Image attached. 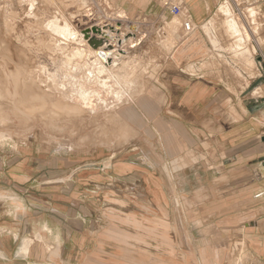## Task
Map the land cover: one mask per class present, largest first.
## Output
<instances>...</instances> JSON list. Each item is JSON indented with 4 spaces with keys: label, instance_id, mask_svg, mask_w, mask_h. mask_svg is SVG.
Returning <instances> with one entry per match:
<instances>
[{
    "label": "crops",
    "instance_id": "crops-1",
    "mask_svg": "<svg viewBox=\"0 0 264 264\" xmlns=\"http://www.w3.org/2000/svg\"><path fill=\"white\" fill-rule=\"evenodd\" d=\"M174 2L186 13L178 18L180 41L169 46V33L163 32L166 42L161 35L162 43L126 47L140 65L138 88L143 86V93L131 95L113 114L131 132L128 145L133 149L126 154L109 150L103 161L108 165L94 173V179L97 183L107 179V188L113 185L116 191L137 196V204L128 210L179 212L176 221L170 220V235L179 244L170 256L172 264H264V97H260L264 84L244 96L255 83L251 76L258 73L256 79L264 80L263 68L253 48L249 57V46L232 45L230 40L229 45L226 40L222 44L227 34L223 29L221 34V28L220 44L214 46L208 29L214 33L215 15L228 5L222 0H119L117 9L131 20L145 18L148 27L163 28L172 18L169 6ZM256 9L262 26L264 7ZM93 19L97 27L106 23H97V16ZM186 19L192 23L190 33L183 29ZM83 22L88 28V20ZM200 31L208 35L207 44L199 40ZM137 152L140 162L131 158ZM154 154H162L161 159L153 160ZM3 175L0 170V179ZM100 185L99 191L106 189ZM3 195L0 188V264H58L57 258L59 264H68V258L77 257L65 254L67 219H33L28 212H15L14 205L5 210L8 202ZM43 205L44 211H57L50 209V202ZM58 211L66 216L61 208ZM79 222L86 225L87 219ZM131 235H137L141 245L146 239L142 230ZM100 247L99 241L93 246L98 252ZM117 249L122 248L115 246V253ZM129 251L136 252L134 242Z\"/></svg>",
    "mask_w": 264,
    "mask_h": 264
},
{
    "label": "rangeland",
    "instance_id": "rangeland-1",
    "mask_svg": "<svg viewBox=\"0 0 264 264\" xmlns=\"http://www.w3.org/2000/svg\"><path fill=\"white\" fill-rule=\"evenodd\" d=\"M45 1L0 0V170L4 171L0 188L4 192L5 204L8 202L5 210L14 205L15 212H28L27 217L33 219H67L64 234L67 237L68 249L65 254L77 256L68 258V264H138L141 261L146 264H172L174 260L170 256L174 254L173 251H177L179 244L174 241L173 235H170V220L174 218L176 221L179 212L144 210L143 214H139L128 210L131 204H137V196L123 190L116 191L113 185L107 188L108 180H100L97 183L94 175L108 165L103 161L110 151H122L126 154L128 150L133 149L128 145L131 132L119 122V116L113 114L114 109L131 99V95L135 97L143 93V86L138 88L140 65L136 58L129 56L126 47L134 50L145 42H166L168 33L169 46H172L180 41L183 35L181 21L172 17L163 28L148 27L150 22L145 18L131 20L124 10L117 9L120 7L119 0H47L44 3ZM262 4L264 6V2ZM258 14L257 9L246 8L243 17L240 16L242 18L239 19L234 7L228 4L219 8L216 19L213 20V29L218 45L220 42L217 30L221 28V34L223 30L227 34V38L223 36L222 44L226 40L229 45L230 40L232 45L242 43L246 47L249 46L250 51L246 50L249 57L253 48L257 61L264 68V62L258 56L260 51H264V25L261 26L257 20ZM94 16L98 18L97 23L106 21L100 28L109 24H120L123 25V32L125 26L136 25L140 27L141 33H137L136 38H128L120 48H114L113 52L108 50V46L114 45L113 40L106 41L104 51L108 52L110 60L113 59L114 62L112 67H109L111 69H108L107 79L96 76V84H93L96 86L97 95L104 96V99L100 98L99 112L94 115L77 114L62 109L59 105L65 107L64 103L69 104L74 96L82 95L81 85L89 83V67L96 55L93 54L89 43L83 44L81 39L86 29L97 27L93 23ZM45 19L53 24L58 23L60 27H54L51 32L42 24L41 28H38V22ZM86 20L88 28L83 26V21ZM117 21L127 22L122 24L123 22ZM131 21L135 23L129 24ZM232 22H235L237 29L232 26ZM65 26L75 36L80 37L79 44L63 32ZM243 27L248 34L244 33ZM163 32L167 34H162ZM104 33H109L116 40L124 37V33L118 37L109 29L104 30ZM208 33L210 37L211 33ZM92 36L100 38L99 35ZM197 36L200 41L204 40L202 42L206 44L209 42L208 35L202 31L198 32ZM164 54L169 55L166 48ZM23 58L31 62H24L21 60ZM257 76L258 73L251 76V82L255 83L245 93V97L249 96L253 89L264 84L263 79H256ZM122 82L131 83V88L125 89ZM27 85H32L33 91L41 97L35 96L38 94L28 95L38 98L37 103L45 104L46 107H40L38 104L34 105L37 106L35 108L33 104L32 108L29 107L31 104H27L25 100L33 103L35 99L27 98ZM260 97H264V89L261 90ZM113 99V106H106V102L110 103ZM22 102L24 105H19ZM38 107L39 110L36 109ZM127 134L128 140L125 138ZM132 154L134 155L131 158L140 162L142 156L138 152ZM152 157L153 160H159L162 154H154ZM99 184H102V187L104 185L106 189L99 191ZM11 194L14 200L10 199ZM50 194L51 200L48 198ZM49 202L50 209L55 208L57 211H44L43 204ZM106 203L110 206H104ZM59 208L66 216L60 214ZM81 218L87 219L86 225H80ZM98 218L102 220L99 224ZM137 218H141L144 223L138 222ZM141 230L146 236L142 245L137 235H131L132 231ZM176 236L180 239L178 233ZM97 241L101 246L99 252L93 248ZM131 242H134L135 253L129 251ZM29 243L32 245L31 241ZM112 245L114 248L109 252L108 249L112 248ZM115 246L122 249H117L115 253ZM75 247H78L79 252L76 253ZM127 254L131 257H127ZM144 254L146 257H141ZM60 261L61 259H56L58 264Z\"/></svg>",
    "mask_w": 264,
    "mask_h": 264
},
{
    "label": "bare ground",
    "instance_id": "bare-ground-1",
    "mask_svg": "<svg viewBox=\"0 0 264 264\" xmlns=\"http://www.w3.org/2000/svg\"><path fill=\"white\" fill-rule=\"evenodd\" d=\"M28 1V0H27ZM42 1H44V0H42ZM47 1V0H46ZM46 1L44 2V3H46ZM62 0H60L59 2H61ZM76 1H78V0H76ZM91 1V0H90ZM14 2V1H13ZM17 2V1H16ZM53 2V1H52ZM85 2V1H84ZM86 2H88V0L86 1ZM6 3V2H5ZM8 3V2H7ZM24 3V2H23ZM31 3V2H30ZM29 3V4H30ZM13 4V3H12ZM15 4V3H14ZM32 4V3H31ZM31 4H30V6H31ZM65 4V3H64ZM7 5V4H6ZM53 5V4H52ZM56 5V4H55ZM57 5H59V3L57 4ZM71 5V4H70ZM84 5H86V4H84ZM83 5V6H84ZM5 5H3V7H4ZM13 6V5H12ZM33 6V5H32ZM31 6V7H32ZM51 6V5H50ZM1 7V6H0ZM6 8V7H5ZM9 9H11V7H8ZM20 8V7H19ZM25 8V7H24ZM58 8V7H57ZM78 8H80V7H78ZM3 8H1V10H2ZM58 9H60V8H58ZM34 10V9H33ZM38 10V9H37ZM36 10V11H37ZM46 10V9H45ZM35 11V12H36ZM50 11V10H49ZM63 11V10H62ZM25 12H27V11H25ZM34 12V13H35ZM57 12V11H56ZM58 12H60V11H58ZM15 13V12H14ZM33 13V12H32ZM33 13V14H34ZM16 14V13H15ZM123 14L124 13H122L121 15L123 16ZM50 15V14H49ZM25 16V15H24ZM58 16L59 15H57V18H58ZM44 18H45V16H44ZM39 19V18H38ZM41 21H42V23H41ZM40 22H38V23H40L39 25H37L38 26V28H41V24L42 25H45L46 26V28L51 32L52 30H53V28L55 27V28H58V27H60L59 26V24L58 23H54L53 24V22H47L46 21V19L45 20H41ZM234 23L235 22H232V26L235 28V29H237V27L236 26H234ZM8 24V23H7ZM12 24V23H11ZM14 25V24H13ZM1 26H3V24H1ZM10 27V26H9ZM22 27V26H21ZM1 28V27H0ZM19 28V27H18ZM88 29H90V28H88ZM92 29V28H91ZM90 29V30H91ZM40 30V29H39ZM43 30H45V29H43ZM64 30V31H63ZM62 31L63 32H65L68 36H69V38L70 39H73V40H75V41H77L78 42V44H79V41H80V37L78 36H75V34L72 32V31H70V29L67 27V26H65V28L63 29ZM211 29H208V32H210L211 33V35H210V39H211V41L213 42V44H214V46H217L218 45V42H217V40L215 39V35H214V33H212V31H210ZM48 31V32H49ZM38 32V31H37ZM36 32V33H37ZM59 33V32H58ZM50 34H52V33H50ZM53 34H55V33H53ZM63 34V33H62ZM82 34V33H81ZM55 35H57V34H55ZM59 35V34H58ZM92 36V35H91ZM51 39H53V38H51ZM62 39V38H61ZM5 40V39H4ZM46 40V39H45ZM82 42H83V44H88V41L87 40H85V38H84V36H82ZM85 40V41H84ZM6 42V41H5ZM1 43V42H0ZM48 43V42H47ZM46 43V44H47ZM49 44V43H48ZM47 44V45H48ZM1 47H3V46H1ZM91 47V46H90ZM5 48H6V46H5ZM91 50H92V52H93V54L94 55H96V57H94V62L92 63V65H90V67H89V75H88V77H89V83L87 84V83H83L82 85H81V90H82V95H80V96H74V98H73V100H72V102L71 103H64V105H66L65 107H62L63 105H59L60 106V108H62V109H67V110H69V111H72V112H75V113H77V114H79V113H86L87 115L89 114V115H94L95 113H97V112H99V109H100V105H101V103H100V98L102 99V97H103V99H104V96L103 95H101V94H99V95H97V90H96V86L95 85H93L94 83H95V80L97 79L96 78V76H98V77H100V76H102V77H105L106 79H107V76L109 75V72H108V69H109V67H112V62H114V61H112V60H110V56H109V54H108V52H106V51H104V48L102 47H100V49L98 48V49H94V48H92L91 47ZM112 52H113V50H111ZM102 52H104V54H105V58H103L102 56H101V53ZM1 53H3V52H1ZM24 58L26 57V55L25 56H23ZM21 59V60H23L24 62H31V61H29L30 60V56H28L27 58H29V60H26V59ZM113 58V57H112ZM111 69V68H110ZM109 69V70H110ZM12 73V72H11ZM12 75V74H11ZM9 76V75H8ZM10 77H12V76H10ZM2 80H4V79H2ZM2 80H1V82H2ZM123 83V82H122ZM96 84V83H95ZM104 84H106V82H104ZM124 85V88L125 89H127V90H129L130 88H131V83H127V84H125V83H123ZM16 85H17V83H16ZM1 86H3V85H1ZM28 87H27V89L25 90L26 91V93H27V95L28 94H31V95H33L34 96V94H38V93H36L35 91H33V89H32V85L30 86V85H27ZM95 87V88H94ZM6 88V87H5ZM94 89H95V91H94ZM97 89H99V90H101L100 88H97ZM106 89V88H105ZM262 89H264V86L263 87H261V90ZM103 92V91H102ZM16 95V94H15ZM41 95V94H40ZM43 95H45V93L43 94ZM42 95V96H43ZM29 96V97H28ZM27 96V98H32V99H35V101H33V103L32 102H28L27 100H25L26 102H27V104H31V105H29V107H31L32 108V104H33V106L34 105H36V104H38L37 102L39 101V100H37L36 101V99H38V98H34V97H30V95H28ZM36 97H41V96H39V94L38 95H35ZM44 97V96H43ZM44 99V98H43ZM31 100V99H30ZM42 100V98L40 99V101ZM70 100V99H69ZM119 99L117 98V101H118ZM113 101H115L114 99L110 102V103H107L106 102V106H110V107H112L113 105H112V103L114 104V102ZM25 102V103H26ZM36 102V103H35ZM43 102H44V100H43ZM42 102V103H43ZM68 102V101H67ZM44 103H47V101L46 102H44ZM20 104H22V105H24V102H22V103H19V105ZM27 104H25V105H27ZM42 104H38V106H40V107H44V105L45 104H43L42 106H41ZM141 105V104H140ZM160 105V104H159ZM17 106H18V104H17ZM28 106V105H27ZM114 106H116V105H114ZM35 107H37V106H34L33 108H35ZM40 107H38V108H36L37 110H39V108ZM45 107H46V105H45ZM102 107V106H101ZM145 108V107H144ZM147 111V110H146ZM139 112V111H138ZM124 115V114H123ZM143 115V114H142ZM151 115V114H150ZM79 116V115H78ZM122 116V115H121ZM82 118H83V116H82ZM86 118V117H85ZM144 118V117H143ZM28 119V118H27ZM53 122H54V120H53ZM141 122H142V119H141ZM137 123V122H136ZM151 130V129H150ZM196 154V153H195ZM189 160V159H188ZM190 161V160H189ZM188 162V161H187ZM191 162V161H190ZM214 229H212V231H213ZM24 248H25V245H24ZM23 248V249H24ZM215 262V261H214Z\"/></svg>",
    "mask_w": 264,
    "mask_h": 264
},
{
    "label": "water",
    "instance_id": "water-1",
    "mask_svg": "<svg viewBox=\"0 0 264 264\" xmlns=\"http://www.w3.org/2000/svg\"><path fill=\"white\" fill-rule=\"evenodd\" d=\"M237 16H239V15L237 14ZM239 19H240V16H239ZM122 27H123V25H120V24H116V25L109 24V25L103 26L101 28L100 27H94L91 30L86 29L82 35L84 36L85 40L88 41L89 45L92 48H94L95 50L100 48V47L101 48L104 47L106 41L109 39H112L114 45L108 46V47H110V48H108V50L111 51L114 48H118V47L120 48L122 46V43L127 41L128 38H131V37L136 38V34L141 33L140 27L136 26V25H127V26H125L126 27L125 30L123 32H121ZM106 29H109V31L114 32L115 35H117L118 37L122 36L124 33L123 39H119L116 37L117 38V40H116L115 38H112L109 33L103 34L104 30H106ZM243 30H244V33L248 34L247 30L244 27H243ZM91 35H99L100 38H96V36H91ZM101 56L103 58H105L104 52L101 53ZM263 72H264V68H263Z\"/></svg>",
    "mask_w": 264,
    "mask_h": 264
},
{
    "label": "built area",
    "instance_id": "built-area-1",
    "mask_svg": "<svg viewBox=\"0 0 264 264\" xmlns=\"http://www.w3.org/2000/svg\"><path fill=\"white\" fill-rule=\"evenodd\" d=\"M222 1L232 5V7H234L235 9V12L242 17H243V11L246 8L253 7L256 9L258 7L259 8L264 7L262 4L264 0H222ZM169 13L171 14L172 17H176V18H182L186 16V13L183 10L182 5L177 2L170 4ZM183 29L186 33H190L192 31V23L190 22V20L186 19L185 22H183ZM258 56H260V58H262L264 62V51H260Z\"/></svg>",
    "mask_w": 264,
    "mask_h": 264
}]
</instances>
